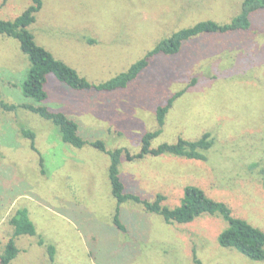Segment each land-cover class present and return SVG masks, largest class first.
I'll return each mask as SVG.
<instances>
[{
    "label": "rangeland",
    "instance_id": "374dc122",
    "mask_svg": "<svg viewBox=\"0 0 264 264\" xmlns=\"http://www.w3.org/2000/svg\"><path fill=\"white\" fill-rule=\"evenodd\" d=\"M242 2L45 0L29 29L57 59L100 84L181 28L202 20L229 22ZM30 5L31 0H0V19L14 20ZM30 66L19 41L0 35V90L6 103L62 112L86 141L101 140L109 151L125 148L132 154L140 152L142 137L157 129V108L190 85L152 147L210 132L216 142L208 161L123 157L126 193L150 201L165 195V206L173 209L185 187L196 186L225 203L233 216L264 230V9L253 14L248 31L195 37L178 54L154 56L136 80L111 92L74 90L50 75L49 97L38 103L22 92ZM23 128L36 134L44 174ZM110 163L107 153L90 145L64 143L57 127L37 114L0 109V254L13 235L11 217L27 209L38 235L17 237L21 251L10 264H264L220 245L228 224L219 214L167 223L129 201L121 205L128 232L119 231L113 224L117 200ZM39 236L46 245L38 244ZM48 244L56 247L54 263Z\"/></svg>",
    "mask_w": 264,
    "mask_h": 264
},
{
    "label": "trees",
    "instance_id": "16d2710c",
    "mask_svg": "<svg viewBox=\"0 0 264 264\" xmlns=\"http://www.w3.org/2000/svg\"><path fill=\"white\" fill-rule=\"evenodd\" d=\"M45 0H31V5L14 20L0 19V35L13 38L20 43L21 50L28 56L31 66L28 75L22 84V92L25 97L31 98L38 103L46 101L49 97L47 84L50 75H54L58 81L78 91L96 90L100 92H111L126 88L132 81L149 66L150 60L158 55L178 54L184 45L193 38L202 35H225L234 32H246L252 26L254 13L264 9V0H243L241 11L227 23H220L214 20H202L190 27H184L173 33L170 37L159 42L155 48L150 50L142 59L134 63L127 71L122 72L106 82L93 84L86 78L57 59L52 52L39 45L35 36L30 31V26L37 20V14L42 10ZM90 43L94 41L89 40ZM195 80H193V84ZM190 88H184L175 93L165 105L159 106L156 111L157 129L147 132L142 137V147L139 153L132 154L128 149L118 148L109 151L103 141L97 140L88 142L79 134V125L68 118L62 112H55L46 106H35L31 104L15 105L6 103L2 99L0 90V109L5 112H13L20 108L39 115L41 118L50 121L55 127L64 143L75 148H83L90 145L109 155L111 159L109 167V180L112 186V194L117 200V208L113 224L121 232L127 233L128 229L121 220V205L126 202H133L141 205L149 213L157 214L167 223L186 224L193 222L202 215L219 214L227 222L228 227L220 234L219 243L223 248H232L254 261L264 260V230L257 228L248 221L233 216L230 208L222 202L208 197L203 190L196 186H187L184 189V196L181 204L176 208L165 206V195L158 194L153 201L141 198L132 193H126L125 184L120 177V164L123 157L128 161L143 160L147 156L160 157L171 155L187 160L208 161V152L215 145V138L212 133L206 132L201 138L191 141L179 138L174 144L163 143L156 148L152 147V141L158 138L165 126L166 118L175 101L182 97ZM22 136L29 139L30 148L40 158L42 173L44 158L36 146V134L32 130L23 128ZM255 165V164H254ZM10 224L13 227V235L5 245V251L0 254V264H10L20 253L16 245L19 236L26 235L35 237L38 235L36 225L29 216L27 209H18L11 217ZM39 245H46V242L39 236ZM47 251L49 259L55 262L56 247L48 244ZM196 260V259H195ZM197 264H200L196 260Z\"/></svg>",
    "mask_w": 264,
    "mask_h": 264
},
{
    "label": "crops",
    "instance_id": "0c3cea01",
    "mask_svg": "<svg viewBox=\"0 0 264 264\" xmlns=\"http://www.w3.org/2000/svg\"><path fill=\"white\" fill-rule=\"evenodd\" d=\"M128 229V228H127Z\"/></svg>",
    "mask_w": 264,
    "mask_h": 264
}]
</instances>
